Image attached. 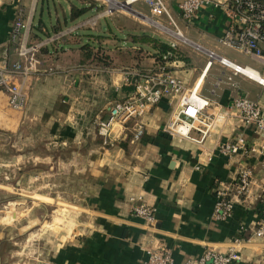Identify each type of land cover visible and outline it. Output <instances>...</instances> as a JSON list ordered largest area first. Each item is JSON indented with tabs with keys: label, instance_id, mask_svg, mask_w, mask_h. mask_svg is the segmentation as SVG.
<instances>
[{
	"label": "crops",
	"instance_id": "crops-1",
	"mask_svg": "<svg viewBox=\"0 0 264 264\" xmlns=\"http://www.w3.org/2000/svg\"><path fill=\"white\" fill-rule=\"evenodd\" d=\"M166 1L183 35L191 43L183 45L178 40L165 41L180 52L176 59L167 64L185 87L192 90L198 86L200 95L224 108L231 104L236 94L247 95L264 105V88L257 82L243 76H236L230 81L228 76L231 72L217 62L207 67L208 51L213 50L242 65L254 67L264 75V54L261 57L245 54L222 43L233 22L225 7L207 5L191 22H187L180 14L178 0ZM38 3L39 0H0V60L5 57L18 58L11 38L12 27L20 14L29 24L23 37L27 45L44 43L46 37L41 29L45 23L41 19L36 23L35 16L30 18ZM83 18L75 21L66 19L61 25L62 20H56L59 24L57 33L61 37L53 45L59 44L65 53L61 65L56 62L55 67L43 56L41 60L38 59L41 69H47L45 74H37L36 71L27 81L28 103L23 111L11 109L7 94L0 92V122L8 123L9 119L3 115L7 112L11 113V127L14 129L30 119L45 128L56 143L85 142L90 138L89 127L85 123L90 121H85L83 115L88 118L90 110L87 107L79 111L80 100L86 98L89 104L95 100L91 99V93L87 92L85 97L79 93L83 82L82 69L99 73V78L105 79L102 81L104 89L109 86V95L115 101L130 96L134 91L133 86L126 84L127 71H143L140 66L147 70L159 66L152 49V52L149 51L152 57L145 54L136 56L135 69L120 67L115 70L114 63L107 69L89 61L81 64V45L89 42L96 45L111 39L105 31L101 38L87 37L92 33L90 27L83 29ZM106 20L103 19L102 24L111 29L110 22ZM69 29H73L71 34L67 33ZM83 32L89 33L87 36L80 35ZM49 46L41 48L40 52L47 54ZM103 47L110 54V47ZM64 58L69 62H65ZM52 69L54 74L46 73ZM52 79L56 87L49 90L47 83ZM178 101V96L169 94L145 116L130 120L126 123L128 125H115L112 134L115 141H123L127 137L124 129L129 125H143L144 132L137 142L131 138V143L135 144L133 155L138 161L133 160V155L123 147L118 151L106 149L102 158H96L94 154V160L88 163L87 169V178L92 180L91 189L83 197V203L75 206L78 214L81 211L88 214L87 217L91 219L89 227L58 243L55 253L45 264H143L147 249L158 247L169 249L175 264H183L208 249L226 251L236 238L248 234L252 225L264 218L263 157H230L220 149L221 145L235 141L238 136H242L250 145L264 143V135L244 128L238 119L232 118L226 125L211 131L202 142L172 137L164 131V127L173 119ZM111 105H101L96 110L106 108L108 113ZM98 121L97 115L95 122ZM197 136L200 137L199 134ZM103 148L92 149L91 154ZM135 161L137 164L133 165ZM243 164H248L254 171L250 193L239 200L235 198L232 215L226 220H219L215 217L216 189L220 182L229 184L234 181ZM135 195H142L148 205L157 209L154 224L134 214L135 205L129 199ZM242 254L243 260L237 264H264V242L259 239L245 242Z\"/></svg>",
	"mask_w": 264,
	"mask_h": 264
},
{
	"label": "rangeland",
	"instance_id": "rangeland-1",
	"mask_svg": "<svg viewBox=\"0 0 264 264\" xmlns=\"http://www.w3.org/2000/svg\"><path fill=\"white\" fill-rule=\"evenodd\" d=\"M117 1L110 0V3L109 0H39L38 7L34 8L36 11H32L30 18L35 16L36 23H39L40 19L45 23L41 32L45 34L46 38L44 43L40 44L36 57L41 60L43 56L51 65L56 62L57 65H61L65 53L62 52V47L59 44L53 45L61 37V34L55 30L59 24L61 25L65 21V13L69 17L70 5L73 3L79 7H82L84 3L86 6H93V9L82 19L85 20L82 23L83 29L90 27L89 30L92 34H102L105 31L108 33L107 35H110V40L102 41L96 45L97 48L103 45L110 47L109 52L114 58L112 60L115 70L120 67L135 69L133 67H135L137 59L134 57L138 53L134 50L140 46L132 42L130 34L139 35L147 32L162 41L178 40L183 45L191 44L178 37L174 39L171 30L174 33L175 27L165 18L153 16L144 1L132 3L130 8L138 13L141 12L148 19L127 9L125 7L127 6L126 0ZM111 4L115 6L113 9H111ZM22 18L25 20L24 16ZM57 19L62 22L58 24ZM103 19H108L106 21L110 22L111 29L105 23L102 24ZM26 23L28 22L26 21ZM158 23L163 24L170 31L159 27ZM72 32L73 29H69L67 33L71 34ZM88 33L83 32L80 35L87 36ZM92 34L87 37L93 38ZM48 45H50V51L47 54L40 52L41 48ZM142 47L144 50L139 53L140 55H143L146 50L152 52L148 45ZM59 59L61 60L58 61ZM63 60L69 62L66 61L67 58ZM46 69L44 67L42 70L39 66L37 74H45ZM82 70L84 72L81 73L83 82L80 90L82 92L79 91V93L83 97L87 92L91 93V99H94L95 102L89 104L88 100L83 98L80 100L79 111L87 107L90 110L88 118H85V115L83 117L85 121H90L85 123V126L89 127V139L95 142V147L86 145L84 141L81 143L73 141L66 145L56 143L45 128L30 119L21 127L14 129L11 127V113H3L9 121L6 124L2 120L0 122L1 264H45L55 253L58 243L67 241L66 239H69L74 233L84 232L89 227L91 219L87 217L86 212L81 211L78 214L75 206L83 203V197L91 189L92 180L87 178L88 163L92 159L94 160V154H96V158H102L106 149L118 151L120 147H123L133 155L132 149L135 144L131 143V138L135 139L136 125H129L126 130L124 129L127 137L123 141L120 140L122 144L112 140L118 144L109 145V142L108 145H103V138L97 131L98 123L90 124L91 115L96 109L101 105L103 107L111 105L114 101L109 95L111 94L108 91L109 86L104 89L102 81L105 79L99 78V73ZM46 73L54 74L55 72L52 69ZM55 87L53 79L47 83L49 90H54ZM116 125L120 127L122 124L118 122ZM135 141L137 142V139ZM123 143L126 146H123ZM99 146L104 147L103 150L91 154L92 149L97 150ZM132 159L137 160L138 158L133 155ZM137 161L133 162V165H136ZM262 220L264 218L256 221L252 227L258 228L257 223ZM244 241L248 242V239Z\"/></svg>",
	"mask_w": 264,
	"mask_h": 264
},
{
	"label": "built area",
	"instance_id": "built-area-1",
	"mask_svg": "<svg viewBox=\"0 0 264 264\" xmlns=\"http://www.w3.org/2000/svg\"><path fill=\"white\" fill-rule=\"evenodd\" d=\"M129 1L131 4L144 1L153 16L165 18L175 27L174 33L171 30L174 38L189 41L183 35L171 6L166 0H126V3ZM207 5L225 7L226 13L233 21L222 39L225 46L249 55L261 57L264 54V0H178L177 2L180 14L187 22H191ZM113 7L115 6L111 4V9ZM138 14L147 18L141 12ZM21 15L12 27L11 38L18 58L5 57L0 60V90L7 94L9 107L16 111L26 109L28 103L26 83L41 63L36 57L40 44L28 46L23 39L28 23ZM158 26L170 30L161 23H158ZM215 62L231 72L228 76L230 81L236 76H243L264 88V75L254 67L242 65L216 51L209 50L207 67ZM125 81L127 85L134 87L133 93L126 98L115 100L108 109L107 117L98 121L97 131L103 138V145H108L113 140L112 134L118 122L126 124L130 120L145 116L152 107L161 103L169 94L179 97L178 109L173 119L164 127V131L172 137L178 136L202 142L211 131L226 125L232 118L238 119L244 128L264 135L263 104L252 100L247 95L236 94L232 97L231 104L224 108L212 99L200 95L198 86L192 90L187 89L168 64L149 71L129 70L126 72ZM209 109L212 111L208 113ZM143 132V125L137 124L135 139H139ZM198 134L200 137L197 136ZM220 149L230 157L241 155L251 159L258 155L264 160V143L250 145L242 136H238L235 141L224 143ZM253 178V169L248 164H243L234 181L229 184L220 182L216 189L215 217L217 219L226 220L232 215L235 198L239 200L245 194L248 196ZM129 200L135 205L133 207L135 215L150 224L155 223L157 209L148 205L142 195L131 196ZM257 224L258 228H252L248 234L244 233L246 229L243 230V236L236 238L226 251L208 249L201 255L186 260L183 264L241 262L244 240L264 239V220ZM143 264H175V261L169 249L158 247L147 249Z\"/></svg>",
	"mask_w": 264,
	"mask_h": 264
},
{
	"label": "trees",
	"instance_id": "trees-1",
	"mask_svg": "<svg viewBox=\"0 0 264 264\" xmlns=\"http://www.w3.org/2000/svg\"><path fill=\"white\" fill-rule=\"evenodd\" d=\"M70 7L71 8H70L69 17L67 16V13L64 14L65 16L64 19L65 20L69 19L70 21H75L85 16L87 13H89L93 9V6H86V3H84L82 7H79L73 3L72 5H70ZM58 30L59 28H57L55 31L57 32ZM130 35L132 36V42L137 43L140 46L139 48H136L134 51H136L137 53H140L144 50L142 46L148 45L152 50L155 51L154 57L156 59L157 64H159V66H163L167 64V62L176 59L180 55V52L177 47L165 41H162L147 32L141 33L139 35H135V34H130ZM92 36L95 37V39H97V38L103 37V34H92ZM32 44L34 43H30L29 45H32ZM97 47L98 46L93 45L90 42L81 45L80 47L81 62H82L81 64L83 63L86 64L87 61H89V62H92L97 67H102L106 69L112 67L113 60H112V57L107 53L106 48L103 46L101 47L99 46V48ZM144 54L147 56L152 55L147 50L144 52ZM138 56H140V54H138ZM137 57H134V59H136ZM138 59H140V57ZM140 69H143V71H149L142 66H140ZM0 92H2L3 94L5 93L3 90H0ZM96 112L99 117V120L104 119L105 116L108 114L106 108L102 109V111L96 110L94 114L91 115L92 118H91L90 124L95 123V119H97V115H95ZM128 139L130 140V138ZM85 142H86L85 144L88 146L95 145L94 144L95 142L90 141L89 138ZM117 142L119 144L121 143V141H117ZM117 142L111 141L109 145H115V143ZM123 144H124L123 146H126L125 143Z\"/></svg>",
	"mask_w": 264,
	"mask_h": 264
},
{
	"label": "bare ground",
	"instance_id": "bare-ground-1",
	"mask_svg": "<svg viewBox=\"0 0 264 264\" xmlns=\"http://www.w3.org/2000/svg\"><path fill=\"white\" fill-rule=\"evenodd\" d=\"M116 3V2H115ZM117 4V3H116ZM130 4H131V1H129L128 3H126V5L127 6H125L127 9H129V10H132V12H134V13H138V12H136L135 10H133V9H131L130 8ZM170 31V30H169ZM179 35V34H178Z\"/></svg>",
	"mask_w": 264,
	"mask_h": 264
},
{
	"label": "water",
	"instance_id": "water-1",
	"mask_svg": "<svg viewBox=\"0 0 264 264\" xmlns=\"http://www.w3.org/2000/svg\"><path fill=\"white\" fill-rule=\"evenodd\" d=\"M135 14H138V13H135ZM139 15V14H138ZM139 16H142V15H139Z\"/></svg>",
	"mask_w": 264,
	"mask_h": 264
}]
</instances>
